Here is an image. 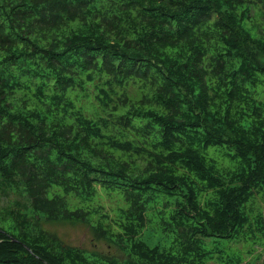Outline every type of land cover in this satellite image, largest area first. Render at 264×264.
<instances>
[{"label": "trees", "instance_id": "1", "mask_svg": "<svg viewBox=\"0 0 264 264\" xmlns=\"http://www.w3.org/2000/svg\"><path fill=\"white\" fill-rule=\"evenodd\" d=\"M251 11L264 23V0H0V188L33 217L0 227V264H251L223 254L247 230L264 239ZM99 196L118 200L112 225ZM39 220L86 224L117 252Z\"/></svg>", "mask_w": 264, "mask_h": 264}, {"label": "rangeland", "instance_id": "2", "mask_svg": "<svg viewBox=\"0 0 264 264\" xmlns=\"http://www.w3.org/2000/svg\"><path fill=\"white\" fill-rule=\"evenodd\" d=\"M253 12H251L252 14ZM254 16V13H253ZM257 15L254 16L253 22H251L250 33L257 38V43L261 46H264V23L261 21V18L256 19ZM215 19V14L213 15ZM244 28L246 24H244ZM260 39H258V37ZM261 65L264 67V54L260 55ZM262 88V85L259 86V89ZM128 93H132L133 89L128 87L126 90ZM211 149V147L209 148ZM227 162L226 158H222ZM259 204L264 206V201L259 200ZM118 205V200L115 197L108 196H99L95 200L93 206L97 210V215L100 216L105 222L106 226L109 224L112 225L113 218L115 215L113 211ZM33 217L29 214V199L21 189H12L6 186L0 188V227L8 229L13 223L14 227H17L18 231L23 233L27 230L28 221L32 220ZM39 227L49 233L55 234L59 240L63 243L72 246L84 249L90 253H110L113 254L116 251L115 246L110 247L109 242L106 240H95L92 234V230L86 224L81 222H69V221H44L39 220ZM246 231V230H245ZM240 234L235 241L229 244V248L225 250L224 255L237 256L236 251H239L242 258L251 261V264H264V244L263 238H257L253 240L251 236L248 239H244L245 234ZM254 243L249 244L245 241H251ZM230 249V250H229ZM212 261L209 260L207 264H210ZM214 262V261H213ZM216 264H225L222 262H216Z\"/></svg>", "mask_w": 264, "mask_h": 264}]
</instances>
